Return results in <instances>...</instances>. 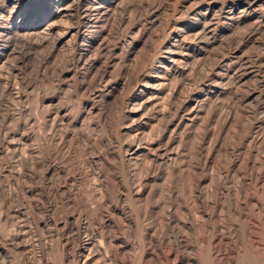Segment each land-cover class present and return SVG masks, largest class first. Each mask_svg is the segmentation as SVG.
<instances>
[{
  "label": "rangeland",
  "instance_id": "374dc122",
  "mask_svg": "<svg viewBox=\"0 0 264 264\" xmlns=\"http://www.w3.org/2000/svg\"><path fill=\"white\" fill-rule=\"evenodd\" d=\"M0 264H264V0H0Z\"/></svg>",
  "mask_w": 264,
  "mask_h": 264
}]
</instances>
